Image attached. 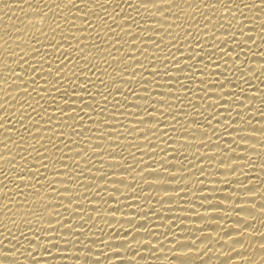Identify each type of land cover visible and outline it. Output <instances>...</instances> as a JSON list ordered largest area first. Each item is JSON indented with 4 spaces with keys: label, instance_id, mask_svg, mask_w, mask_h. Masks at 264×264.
I'll list each match as a JSON object with an SVG mask.
<instances>
[{
    "label": "bare ground",
    "instance_id": "1",
    "mask_svg": "<svg viewBox=\"0 0 264 264\" xmlns=\"http://www.w3.org/2000/svg\"><path fill=\"white\" fill-rule=\"evenodd\" d=\"M208 2L173 0L172 4L145 9L129 7L138 0H113L103 8L80 4V0H76L79 8L67 0H49V4L43 0H0V180L5 182L0 185V232L8 237L5 244L15 245H0V251H16L14 258L0 253V264H37L27 255L31 249L22 245L34 243L25 237L49 220L57 230L64 225L59 235H67L69 243L62 238L61 248L51 249L52 256L45 255L39 264H264V249L259 248V240L264 239L260 237L264 213L247 209L249 203H255L257 209L264 207V40L260 38L264 36V5L255 0L260 10L250 7L253 0H211L216 5L213 10L206 6ZM58 3L61 8L42 18L41 8L48 11ZM237 4L243 14L236 11L234 19L228 8L235 11ZM86 8L95 12L81 17ZM167 8L172 10L162 15L160 11ZM75 12L81 13L68 14ZM116 12L120 15L113 20ZM73 19L76 28L65 23ZM229 20L233 27L228 26ZM85 21L92 27L83 24ZM241 21L251 36H239ZM57 23L61 27L53 36L51 29ZM185 30L191 35L185 36ZM77 39L83 49L78 57ZM49 41L60 43V59L68 56L64 59L67 67L59 74L68 79H63L61 90L54 93L40 92L50 87L44 79L48 65H43L42 72L38 63L45 51H52ZM32 44L40 49L32 53L34 59L24 56L31 52ZM193 48L199 55L186 60ZM13 52L19 56L11 55ZM213 53L216 55L210 58ZM177 59L182 63L176 64ZM25 61L36 71L31 72ZM237 68L244 69V75ZM12 70L21 77L13 76ZM71 71L79 75L76 84L91 79L88 91H73ZM52 73L56 74L55 63ZM31 79L37 80L36 86ZM25 80L30 94L23 91ZM65 90L68 98L62 99ZM229 92L234 95H227ZM61 109H67L63 116ZM205 117H215L211 126ZM21 169L24 172L19 173ZM37 170L41 173L38 184L32 178ZM17 174L24 179H17ZM33 184L40 189L38 196ZM5 193L13 199H5ZM239 203L246 208H233ZM113 208L120 211L113 212ZM246 212L257 219L245 224L248 232L232 242L228 235L238 231L232 229L238 227L233 223L252 219ZM214 216L219 219L213 220ZM197 228L205 231L200 233ZM22 231L25 236H20ZM128 232L131 235L125 237ZM12 236H18L19 242ZM164 236L169 238L160 245L161 251L135 243L144 238L156 243ZM197 236L195 245H177L193 248L187 256L179 259L172 254L176 249L170 244L176 239ZM100 240L108 244H100ZM129 242L130 248L115 247ZM238 243H245L248 250ZM232 248L235 251L231 252Z\"/></svg>",
    "mask_w": 264,
    "mask_h": 264
},
{
    "label": "snow or ice",
    "instance_id": "2",
    "mask_svg": "<svg viewBox=\"0 0 264 264\" xmlns=\"http://www.w3.org/2000/svg\"><path fill=\"white\" fill-rule=\"evenodd\" d=\"M40 2V0H38V3ZM43 2L45 4H49V0H43ZM68 4H70L72 7H75V8H79L80 7V4H83V5H88L89 3H94V4H98L101 8H103V5L105 4H108V3H112L113 0H80V4H77L76 3V0H67ZM125 2L127 3V0H125ZM205 0H201V3H204ZM221 3H225V0H220ZM233 3H235V0H232ZM241 2L243 3V0H241ZM173 3V0H159V3H143L141 2V0H138V3H132L129 5V7H134L136 5H138L139 7L141 8H145V9H148V8H156V7H161L162 4H172ZM185 3H187V0H185ZM118 5V4H117ZM260 5H264V0H260ZM207 7L209 8H212L213 10H215L216 8V5L214 3H211V0H209V2L207 3L206 5ZM227 6V5H226ZM62 7V4H55V8H49L48 11H43V9L41 8L39 10L40 13H42V18H46L48 17V13L51 12V11H55V9H59ZM244 7H249L248 4H244ZM251 8H255V9H261L260 6H258L256 3H255V0H253V3L251 4L250 6ZM87 11L83 13V16L81 17H86L88 16L89 13H93L95 12L94 9L92 8H86ZM105 11H107L106 9H104ZM172 9L171 8H167V9H164V11H160V13L163 15L166 11H171ZM113 11L115 12V9H113ZM123 11L121 8H120V12ZM228 11L231 12L232 16L234 19H236V16H235V13L236 11H239V13H241V15L243 14V10L240 9V5L237 4L236 5V8H235V11H233V8H228ZM120 12H116V15L115 16H112L113 17V20H115L116 16H119L120 15ZM81 12H75V14L73 13H68L69 15H74V16H79ZM109 15H111V13H108ZM153 15H155V13H153ZM101 20H103V18L101 17L100 18ZM124 17H121V20H123ZM165 19H167V17L165 16ZM180 17H177L176 20H179ZM205 19H208L207 16H205ZM129 20V17L127 18V22ZM65 23L69 24V25H72V27L76 28V23H75V20H67L65 21ZM83 24H88L87 21H85ZM177 27H179L180 25H176ZM228 26L230 27H233V23H232V20H229L228 22ZM239 33L241 37H244V36H251V35H247V33H245L244 31V28H245V24L243 21L240 22L239 24ZM61 25L59 23H57L55 25L54 28H52V32H53V36L56 35V29L57 28H60ZM88 27H92V25L88 24ZM81 31H87L86 28H80ZM109 31H112V28L109 27L108 28ZM121 31H124V27L121 28ZM185 32H188L187 30H185ZM43 35L47 36V33H42ZM179 35V34H177ZM188 35H191L190 32H188L187 35L185 36H188ZM215 34L213 33V36ZM237 33H233V37H236ZM262 40H264V36H261L260 37ZM5 43H7V41H5ZM27 43V42H25ZM215 43V42H213ZM80 44H81V41L79 39H77V44H76V49H77V57L79 56V52L83 51V49H81L80 47ZM242 44V43H241ZM241 44H238L237 46L241 45ZM156 46L159 48L160 47V44H157L156 43ZM49 47L52 49L51 52L49 51H45V54L44 55H41V59L38 63H40V67H41V71L44 72L45 69L43 67L44 64H47L48 65V69H47V72H46V77H44L45 79V84L46 85H50L49 88L47 89H44V88H41L40 89V92H44V91H49V92H57V91H60L61 90V87L63 86L62 85V80L63 79H68L67 76H64V77H61L59 74L64 70L65 67H67V65L64 64V59L67 58L68 56L65 55L64 59H60L58 56H57V53L60 52V48H61V45L59 42H55L53 43L52 41H49ZM98 47V45H97ZM219 48L222 49V47L220 46H217ZM199 48H200V52H204L205 49L202 45H199ZM178 49V48H177ZM241 51H243V48H240ZM21 51L24 52L23 49H21ZM40 49L36 48L35 44H32V47H31V52H24V56H28L30 59H34L35 57L32 56V53L33 52H39ZM50 53V55H49ZM65 54H68L69 52L67 51H64ZM208 53H212L211 50L208 51ZM11 55H15V56H19V53H16V52H13L11 53ZM193 55H199V53H197L195 51V48H193V51L185 58L186 60H192L193 58ZM209 55V54H208ZM216 55V53H213L211 55H209L210 58L214 57ZM225 55H227V53H225ZM52 57L54 58L53 60H49L47 59V57ZM239 56V53L237 54L236 57ZM20 59L22 60L23 57H20ZM83 59L87 60V56L83 57ZM165 59L167 60V57H165ZM173 59H175V57H173ZM201 60H202V57H201ZM18 63V65L23 69V65L24 64H21L19 63V60L16 61ZM227 63V61H225ZM53 63H55V75L52 73V67H53ZM182 62L180 60H176V64H181ZM25 64H28L29 65V69L31 70V72H35L36 71V68L33 67L29 61H25ZM62 65H64V67H61ZM218 66V65H217ZM195 65H191V68L192 69H195ZM205 67H207V65H205ZM153 68H155V64L153 63ZM181 72L184 71L183 68H180L179 69ZM237 70H239L240 72L243 73L244 75V69L242 68H237ZM145 71H147V69H145ZM247 71H249V69H247ZM29 72V70H28ZM28 72H25L24 71V75L25 76H28ZM250 72H253V71H250ZM150 75H155V72H150L149 73ZM201 74L203 75V71L201 70ZM12 75L13 76H16V77H21L15 70H12ZM71 75L72 77H74L75 79L71 80L70 82L73 83L74 85V88H73V91H77V89H79V91H88V85L90 83H93L91 81V79H86V80H82L80 82V84H76L75 83V80H79V75L75 72V71H71ZM133 75H135V71H133ZM165 76L168 75L167 72L164 73ZM23 79V77H22ZM7 82V81H6ZM25 87L23 89V91L26 93V94H30L28 92V81L25 80ZM101 84L104 83L103 80L100 81ZM177 83H180V80L177 79ZM205 82L204 81H201V84H204ZM229 83H232L231 81H229ZM31 84L33 86H36L37 85V80L36 79H31ZM145 84H147V81H145ZM57 85H60V87H57ZM212 86H215V82L213 83ZM221 89H223L224 85L221 84L220 85ZM33 90H36V88L34 87ZM144 91H148V89L145 87L144 88ZM201 91H204V89H201ZM38 95H39V92H38ZM162 95V94H161ZM227 95L231 96V95H234L233 92H229L227 93ZM89 97H91V93L89 92ZM62 99H65V98H68V91L65 90L62 97ZM105 101H107V97L105 96L104 97ZM222 97H217V100H221ZM53 100H55V97L53 96ZM81 100V103L84 102V98L81 97L80 98ZM191 103V102H190ZM88 106V105H86ZM193 109L196 110V106L193 105ZM146 112H148V108H145L144 109ZM33 111H35V109H33ZM61 115L63 116L64 113L67 111V109H61ZM82 111V109H81ZM93 111H95V109H93ZM153 111H155V109L153 108ZM151 113L149 112V115ZM77 115H79V111L77 112ZM215 118V117H212V119ZM89 119H91V117H89ZM173 119H175V116H173ZM212 119H208V117H205V122L211 126V120ZM197 120L196 119H193V123H197L196 122ZM219 121V120H217ZM139 122H143V121H139ZM246 123H248L249 125L251 124V120H248L246 121ZM219 124V123H217ZM230 126V125H229ZM0 127H3L2 124H0ZM201 127H203V125H201ZM136 131H139V129H136ZM166 134V133H165ZM205 134H206V131H205ZM215 134V132L213 133ZM152 135H155V132L152 133ZM193 136H195V132L192 133ZM243 136V135H241ZM145 139L148 138V135H145L144 136ZM242 140V139H241ZM234 143L238 144V142L236 140H232ZM152 142V141H151ZM13 143H15L13 141ZM218 145V144H217ZM230 145V148H231V145L232 143H229ZM68 145L66 144L65 147H67ZM5 147H7V145H5ZM11 159H15V157H12ZM22 159H25V157H22ZM46 159V158H45ZM197 159H199V157H197ZM235 159V158H233ZM223 159H221L220 161H222ZM143 161H139L138 163H142ZM221 164H224L222 162H220ZM13 167H15V165H12ZM34 167V165H33ZM43 167H47V164H44ZM77 167H79V165H77ZM201 169H203V167H201ZM235 168L233 167L232 171H235L234 170ZM0 171H2V169H0ZM29 171H31L29 169ZM144 170L141 169V173L143 172ZM24 172V169H21L19 173H22ZM181 172H183V170H181ZM203 172V171H201ZM155 173V172H153ZM41 173L39 172V170H37V172L35 174H33V179L36 181V183L38 184L39 183V175ZM5 176H7V174H5ZM169 176L170 177H175L174 175H172L171 173H169ZM157 179H160L162 180L163 178L162 177H156ZM17 179H20V180H23L24 179V175H18L17 174ZM5 182L4 180H0V185H4ZM49 187H52L51 184L48 185ZM7 187V186H5ZM32 188L35 189V193L37 194V196L39 195L40 193V189L39 188H35V184L31 185ZM242 187H246L244 184H242ZM16 188H19V184L16 185ZM55 190V189H54ZM10 192H14L15 189H9ZM64 191H68L67 188L64 189ZM167 191V190H166ZM23 192V189H20V193ZM248 192H252V191H248ZM244 195V194H243ZM243 195H239L240 199L243 200ZM5 199L7 200H12L13 197H9L8 193H5ZM27 200V198H25ZM16 203H20V201H15ZM28 202V201H27ZM72 201L69 200V203H71ZM33 204H35V201H33ZM251 204V207H247V209H250V210H254V212H261V213H264V207H259L258 209L256 208L255 206V203H249ZM264 204V203H262ZM241 205V203L239 204H235L233 206V208H240L241 210L245 209L246 207H242V206H239ZM41 208L44 207V204H41L40 205ZM5 207L8 209V205H5ZM95 210V209H94ZM113 212H116V211H120L119 208H113L112 209ZM238 213H241V212H238ZM248 214V216H251L252 219L251 220H248L247 218H243V219H239L242 221V223H233L234 225H237L238 227H232V229H237L238 231L235 233V234H229L228 237L231 239L232 242H237L239 241V239L241 237H244L245 236V233L248 232V228L245 227V224H248V223H251L253 221H256L257 217L256 215L252 214L251 212H246ZM39 216V214H37ZM42 218V217H41ZM213 220H216V219H219L218 217H212ZM126 221H132V220H126ZM59 222V221H57ZM261 223H264V219H261L260 220ZM27 223L31 224L32 221L29 220L27 221ZM123 223V222H122ZM53 222L52 220H49V222L47 223H42L39 225V227L36 229L35 232H32L31 229H28L29 232H32L31 236H27L25 237L26 240H31L33 241L34 243H31V244H25V245H22V246H25V247H28L31 249V251H29L27 253L28 256L32 257V261H35L37 262V264H39V262L41 261V259L47 255V256H52V251L51 249L53 248H56V249H60L61 248V244H60V240L62 238H65V243H69V240L66 239L67 235L63 234V237L61 235H59V233L61 232V229H63L64 225L61 224V229L57 230V228L53 227L52 226ZM132 224V223H130ZM142 224V223H141ZM211 226V225H209ZM252 227H255V224L252 225ZM197 229H201L200 233H203L205 230H203V228H197ZM9 232L11 231V229H7ZM224 230V229H223ZM71 231H75L74 229H72ZM127 232V231H125ZM151 232V230L149 231ZM53 233H57L56 235H54ZM129 233V232H128ZM131 235L130 233L128 235H124L125 237ZM173 237L175 236V233L172 234ZM20 236H25V232H20ZM135 235L132 236V238L134 237ZM248 237H255L254 234L252 233H248L247 235ZM0 237H4L3 239H0V245H4L5 248H15V245L14 244H5L4 243V240L5 239H8L7 236L4 235V233L0 232ZM261 238H264V233H261ZM164 239H159L156 243H153V240L152 238H144L143 240H136L135 243L139 244V245H151L152 248L154 249H157L158 251H161V250H164L163 248L160 247V245H162L164 243V240H167L169 237L168 236H164L163 237ZM12 239H15L19 242V237L18 236H12ZM97 240H99V237L96 238ZM197 239H199V236H197L196 238H190V237H184L183 239H176L174 243L170 244V247L173 248V249H176V251H174L172 254L179 258L181 256H187L192 250L193 248L192 247H187V248H177V245H183V244H190V245H195L196 244V241ZM226 243V242H225ZM100 244H103V245H107L108 242L104 241V240H100ZM120 245H123V246H120ZM120 245H117L115 247H128L130 248L131 247V242L128 243V245L126 246L125 244H120ZM156 245H159V248L156 247ZM237 245H242L244 246V250H248L246 249V246H245V243H238ZM207 246V245H206ZM86 247H91L90 244L86 245ZM251 248H253V250H255V244L254 243H251ZM259 248L260 249H264V239H261L259 240ZM196 252L198 253L199 251H201V249H195ZM232 251H235V248H232L231 249V252ZM33 252H36L37 255L33 256ZM230 252V253H231ZM238 252V251H236ZM0 253H3L5 257H16V251H12V252H2L0 251ZM11 254V255H9ZM139 253H135L133 255V257H135V255H138ZM116 256L119 257L120 256V253L119 252H116ZM242 258L246 257V255L244 256H240ZM27 260V259H26ZM31 261V262H32ZM97 262H99V259L96 260Z\"/></svg>",
    "mask_w": 264,
    "mask_h": 264
}]
</instances>
